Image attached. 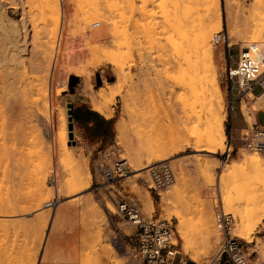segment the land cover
<instances>
[{"label": "rangeland", "instance_id": "rangeland-1", "mask_svg": "<svg viewBox=\"0 0 264 264\" xmlns=\"http://www.w3.org/2000/svg\"><path fill=\"white\" fill-rule=\"evenodd\" d=\"M58 1L60 4V23L56 36L52 38L53 50L51 52V61H49L51 62L50 65L53 66L58 44L60 42L63 44V41H67L69 38L68 42H64V45H70V43L73 42V50L69 49L70 53L79 55L81 51L80 55L84 56H82V58H84L82 60H85V62L81 68L86 72V76H82L83 80L86 78L85 83H91V77H93L92 83H94L98 72L104 74L105 81V75H107L108 81H115L117 79L116 71L119 70L118 67L108 63L97 68L93 66L92 63L99 60L101 55L91 54L84 49L85 47L82 49L84 43L83 38L85 34L90 40L93 37L91 41H94L91 47L103 46L109 51H114L118 48L121 53V63L127 81L125 79L122 93L116 97V102L114 104V112L116 111V115L114 121L116 122L120 117H123L128 125L124 133V135H126V139L124 137L125 140H123L125 144L121 141H117L115 138L107 150L102 152H93L89 150L75 129L73 120H71L68 104L65 97L62 95L65 88L60 85L52 84V89L59 90L61 93L55 95L53 98L50 97L48 90V107H46L48 109L46 110L45 108L40 110V112L32 102L34 99L38 98L39 92H36V88L38 87L34 88L36 83L33 81L34 76H32L33 73L30 70L31 62L28 61L24 66L15 63L12 64V62L10 63L8 61H5L7 62L6 65H4L5 62L4 64L1 63L0 149L2 152L0 151V178H3L0 180V186L4 183L3 179L6 180L3 175H5L4 173L6 172L5 168H8L7 175L9 176V171L11 170V176L10 179L7 177V180H13L14 182H11V184L13 183L11 187L10 182H8V189H11V191H9L10 194L15 191V195L18 194L17 198L20 195L19 198L21 199L22 196L23 201L26 203L32 200L35 193L33 178L35 170L34 173L32 172L34 169V159L31 163L27 160L29 157L30 160L33 156L35 157V150L33 149H39L38 146L41 145L39 142L43 143L44 146L46 145V148L47 144H49L48 147L50 146L49 150L51 149L52 168L48 170L49 175L47 176V183L51 188V190L49 189L50 193L47 192V189L46 192H44L45 190L41 192L42 194L44 193L41 197L44 200L41 199L43 206L39 209L27 212L26 214H20L19 211L17 214H14L13 217L15 219L11 217L9 222H6L9 224L6 225L9 230L12 231L11 233L7 231L8 229H5L4 226L1 227L0 264H103L101 256H98L100 253L97 251V254L99 253L97 255L95 251L99 250L101 245L109 241L119 253V258H117L119 264H138L131 252V245L134 238L129 234L132 232V227L127 223L126 218L115 213L116 208L114 204L121 198H134L138 200L142 205L143 211L148 216H160V218L172 219L176 228L178 220L172 214L173 211L180 207L184 209L185 206L192 209H200L204 203L210 201L227 235L228 228L224 227L222 219L224 214L221 211L220 205L222 203L220 198H222L223 203H229L233 209L239 210L244 216L249 214L250 217L251 214L252 221L259 222L253 233L254 237L251 245L256 244V241H261V239L264 238V206H254L251 202L253 194L251 186L254 185L249 176L243 174V168L245 167L244 157L242 155L240 156L237 152L240 147H245L241 139L242 134L236 132L231 133L229 130V126H231L232 129L237 126L243 128L247 127L244 114L246 112L242 110V103H244L243 107L249 112L251 102L254 103V100H250L251 97L249 98L247 94H239L237 92L238 84L236 80L231 83L225 79L226 67L229 64L236 65L238 52L242 48V45L239 42L231 44V48L228 51L224 46L214 45L212 39L218 79L224 95L226 112L224 127L226 139L224 149L218 147L215 152H208L209 144L207 143V138L215 132V118L210 111L209 79L206 77L207 74L203 68L198 70L200 78L196 76L191 85L188 84L189 81L186 80L185 82V78H182L183 75L180 69L183 66H185V68L187 66L183 64L182 56L177 53L170 43L169 38L172 35L174 38H176V36L165 22L164 14L160 6L162 0H154V4L151 5L152 10L155 12V17L153 19V27H155L153 31H155L151 39L150 36H145L144 26L147 20L143 18L140 12V0H135L136 6L133 9L130 8L127 3H122L120 4L121 6L119 5V9L112 14V18L94 19L89 23H86L88 21L85 19L88 16L87 10L93 0ZM189 1L187 2L188 4L184 3L188 11L192 10L195 4L198 3L196 4L197 7L195 6L196 8H193V12L190 11V15L193 14V16L197 18L196 14L199 12L201 13V9L204 8L201 6L203 4L199 5L202 0ZM226 1L227 0H220L223 22L219 30L224 28L228 31L229 36H231V28L230 25H228V21L224 20L225 11L223 9L224 7H222V3L223 6L226 7ZM237 1H239L244 8L246 7L245 9H249L248 7H251L250 5H253L256 0ZM262 1L264 3V0ZM41 3L40 0H25V18H27L28 28L31 29L28 32L30 39L29 51L33 50V47L37 44V40L35 39L36 35L38 34L40 36L39 30L41 29L42 31L43 29L45 15H49L46 11L42 12L43 8ZM188 5L191 9H188ZM19 10L18 6L14 4H9L5 7L6 15L15 20H19L20 17L22 18V12ZM180 10L182 9L180 8ZM180 10L178 13L181 15L183 11L180 12ZM186 13L187 12H185V14ZM106 16H108V14ZM200 16H198V18ZM192 17L190 16V22L192 19H195ZM197 19L194 20L193 23L195 22L197 24ZM96 21L100 22L99 26H93V23ZM112 22H115V25ZM190 22L188 20V22L186 21L185 23L192 25L193 23ZM211 23L216 24L217 22L213 20ZM50 27H53V25H50ZM219 30L213 32L212 38ZM92 34H99L97 38H95L96 40ZM243 35L242 33L241 38ZM2 36L3 30L0 26V56L1 54L5 56V41ZM31 36L35 41L31 39ZM153 37L155 39H153ZM70 39H72V41ZM69 50L65 49L64 52H69ZM219 53L223 54L222 59L218 57ZM97 56H99L98 59ZM31 57L34 56L31 55ZM36 58L34 57L35 60ZM261 89L262 87L260 85H255L253 92L259 93ZM34 96L37 97L35 98ZM231 101H234V109H231ZM51 108L53 114H60L62 111L65 112L71 131L68 133L67 142L72 149L74 147L75 149L78 148L77 151L79 154L82 152L84 156H86L84 159L86 158L87 167L78 159V155L77 158L74 159L75 161L73 158H70L72 159L71 161L67 157L65 158V156L63 157L61 154V156L58 155L59 153L57 154L54 134L60 131L61 127L59 128V123L56 124L54 122L56 125L53 124ZM260 121L264 123V112L260 113ZM230 134L232 137V146L230 156H228V152L230 151L228 144ZM2 143L5 144L2 145ZM158 149L163 153H167V157L163 160H168L174 170L175 181L171 185L175 184L174 186L178 189V194L172 201L173 203H171L173 206H171L172 210L170 209L168 213H163V211L157 207L153 214H149L143 206L141 194L146 193L145 191H149L154 198L156 206H158L160 194H153L150 189V185L152 184L150 171L147 177H139L136 178V180L130 177L137 172L135 168L140 164L138 165L139 162L133 161L132 163L128 156L131 151H136L138 154L141 153L140 155L145 156L141 157V159L143 158L141 162L143 163L142 165L149 167L155 163H148V161L151 160L150 158H152V155L149 153ZM143 150L149 152L148 157H150V160L143 154L145 153ZM246 151L249 152L252 150L246 149ZM30 152H33V156L30 155ZM118 157L128 160L131 169L130 174L115 184L102 183L100 177L96 174L97 164L99 162L110 164ZM53 160L56 161L54 162ZM134 163H137V165ZM83 167H85V169ZM77 170L82 173V177H86L88 171L91 173L90 187L74 194L69 193L70 189L67 187L69 178L71 180V178L77 174ZM84 172L85 174H83ZM28 174H30L32 178L28 176ZM128 177H130V179ZM7 180L6 183L3 184L4 189ZM63 185L67 186L64 187ZM219 186L221 189H219ZM257 186L264 195V179L258 181ZM164 189H161L160 192ZM88 201L91 204L86 208L83 206V203ZM109 205L113 210L110 209ZM101 210L103 214L100 213ZM225 214H231L234 219L232 213L225 212ZM20 215H25V217L23 218ZM12 218L16 224L13 222ZM17 221L20 224H18ZM234 222H236V220ZM1 223L5 225L3 222ZM228 226L232 227V230H230L231 235L237 236L234 232L236 227L232 226V223ZM128 227L131 228V231L128 230ZM188 229L189 232H193V234L201 235L204 224L199 214L189 223ZM5 232H7L8 236ZM99 235H101L102 238L101 236L99 237ZM177 236L179 238L178 249L181 253L177 255L176 261H178L180 257H185L191 264H199L182 253L179 233ZM11 238H13L16 243ZM47 238L50 242V247L46 244ZM240 239L247 250L250 263L253 264V261L257 258V254L253 253L250 255V253L253 252L251 246L246 243L245 239ZM222 243L213 254L209 255L208 262L216 255ZM81 252L83 253L81 254Z\"/></svg>", "mask_w": 264, "mask_h": 264}, {"label": "bare ground", "instance_id": "bare-ground-1", "mask_svg": "<svg viewBox=\"0 0 264 264\" xmlns=\"http://www.w3.org/2000/svg\"><path fill=\"white\" fill-rule=\"evenodd\" d=\"M140 1H141V5L139 6L140 12H141L143 18L145 20H147V23L144 26L145 27V34H146L145 36L148 35V37L150 36V39H151V37L153 36V33L155 31V30L153 31V28H155V27H153L154 26L153 19L155 17V12L151 8V5L154 4V0H140ZM184 1H186V2H184ZM184 1H182V0H162L160 2V6L162 8V12L164 14V18H165V22H166L167 26L173 31L174 35L176 36V38H174L172 35L169 38L170 43L172 44L174 49L177 51V53L182 56L183 64H186V66H187L186 68H185V66H183L184 68L181 66L182 68L180 69L181 74L183 75L182 78L183 79L185 78L184 81L185 82H186V80L189 81L188 84L191 85L196 76L198 78H200L199 71H198L200 68L204 69V71L207 74L206 77L209 79L208 80V90L210 92L209 95H210V100H211L210 111H211V114H213L214 118H215V128H214L215 132L212 133V135L207 138L208 139L207 143L209 144V148L207 151L208 152H215L218 147H220L221 149L225 148V139H226V133H225V127H224L225 118H226V112H225V106H224V95H223L222 86H221L220 81L218 79L217 67L215 64L214 45L212 43L213 32L219 30L221 25H222V22H223V17H222V12H221V2H220V0H204V1L202 0V2H200L199 5L203 4L201 6H203L204 8L201 9V11H202L201 13L196 10L197 12L200 13V14L199 13L196 14L197 18H198V16H200L202 14L197 19V18H195V16H193V14L190 15V11L193 12V8L198 3H196V4L194 3L195 6L192 8V10L188 11L185 4L189 0H184ZM40 2H42L41 3L42 8H43L42 12L46 11L49 13V15H45V19H44L43 27H42L43 29H42V31H41V29L39 30L40 36L38 34L36 35L35 39L37 40V44L35 43L36 45L34 44L35 45L33 47L34 49L29 51L28 47H30L29 46L30 39H29L28 32L31 29L28 28L27 18H25L26 17L25 16L26 15L25 14V0H6V1L0 0V26L3 30V36L2 37L4 38L3 40L5 41L4 42L5 43L4 49L6 52V55L4 54L5 56H3L1 54L0 64L1 63L4 64L5 61H8L10 63L12 62V64L15 63L17 65H23L24 66L28 61L31 62V69L30 70L33 73L32 76H34L33 81L36 83V86H34V88L38 87V88H36L37 89L36 92L37 91L39 92L38 93L39 96L37 95L38 98H36L37 96L36 97L34 96L36 99H34L32 102L36 106V108H38L39 111L48 107V104H47L48 103V101H47L48 90H49L50 97H53V98L55 95H59L61 93V91H59V90L52 89L53 88V87H51L52 84L53 85L54 84L60 85L63 88L67 89L66 84H67V81H68L69 76L71 74H75L77 76H83V77L86 76V72L81 68L83 63L85 62V60H82V59H84V58H82L83 55L82 56L80 55L81 51H80L79 55L78 54L73 55L70 53V50H69V49L73 48V42H71L70 45L69 44L67 45L66 43L65 44L67 46L64 45V42H68L69 38L67 41L64 40L63 44H62V42H60L58 44L57 49H56V54H55L53 66L50 65L51 62H49V61H51V52L53 50L52 38L56 36L57 31H58V27H59V23H60V4H59L58 0H40ZM189 2H191V0ZM122 3H127L129 5V7L132 9L135 8V6H136L135 0H104V1L103 0H93L90 3L89 9L87 10L88 16L86 17L85 20H87L88 22H86V23H89L91 20H94V19H102V18L105 19L106 17L112 18V14L119 9V5ZM182 3L183 4L185 3V4L183 5ZM9 4L10 5L14 4L15 6H18V8L22 12V14H21L22 18L20 17L19 20H15V19H12L6 15L5 7H7V5H9ZM189 5H188V9H191V8H189L190 7ZM250 6L251 7H248L249 9H245L246 7L244 8V6L241 5L239 3V1H237V0H227L226 1V7L223 6V3H222V7H224L223 9L225 11L224 20L228 21V25H230V28H231V33H230L231 36H229V44L231 46V44L239 42L242 45V47H244V46H248V45H251L253 43H256L257 45H259L260 49L264 52V3L262 0H256L253 3V5H250ZM180 8L182 10H180ZM179 10H180V12L183 11L181 13V15H180V13H178ZM184 11L187 13L185 14ZM63 14L65 16L64 11H63ZM107 14H108V16H106ZM182 15H183V17H182ZM184 16H186V17H184ZM190 16L191 17L193 16L192 18H195L194 20H196V19L198 20L197 24L195 22H194L195 24L193 23V21H194L193 19L191 20V22L193 23L192 25L185 23L186 21L188 22V20L190 22V19H191ZM213 20H214V22H217V23L212 24L211 22ZM183 21H184V23H183ZM112 23H114V25H115V22H112ZM50 25H53V27H50ZM87 25H90V24H87ZM242 33L244 35L241 38ZM102 34H104V33H102ZM92 35L94 36V39H95V38H97V36L99 34L98 35L92 34ZM154 36H155V34H154ZM32 38L33 37L31 36V39ZM92 38H91V40H92ZM147 39H149V38H147ZM153 39H155V38L153 37ZM230 39H231V43H230ZM32 40H34V39H32ZM70 40L72 41V39H70ZM91 40L85 34V36L83 38L84 43H83L82 49L85 47L84 49H86L91 54L101 55L100 56L101 58H99V56H97V59L99 58V60H96L94 63H92V65L97 68L99 66H102V65L108 63V64H112V65L118 67L119 70L116 71L117 72V79L115 81H113V82H107L106 81V83L103 86L99 87V89L96 91L93 90L92 83L88 82L82 88V92H85V94L88 96L94 110L100 112L101 114L107 116L108 118H111L114 116V104L116 102V97L122 93L123 87L125 85V79H126L124 76V72H123V65L121 63V53L119 52L118 48H116L114 51H109L103 46L91 47V44L94 41V40L93 41H91ZM147 41H149V40H147ZM74 46H75V44H74ZM65 49H68L69 52H64ZM80 50H81V48H80ZM87 51H86V53H87ZM31 55H33L35 58L37 56L36 60L34 59V57H31ZM218 57L220 59H222L223 54L219 53ZM6 63L7 62H5L4 65H6ZM7 66H8V64H7ZM49 72H50V74H49ZM126 81H127V79H126ZM32 82H30V83H32ZM34 82H33V84H34ZM250 97H251V100H254L253 101L254 103L251 102V104H250V112L247 111L245 107H243L244 103H242V110H243V112H246L244 114H245V120L247 123V127L242 129L240 132L242 135L245 134L249 130V128H252L251 126H253V123L256 121V111L260 108L259 102L262 101L263 95L254 96L252 93H250ZM47 109L48 108H46V110ZM125 110H126V108H125ZM51 111H52L51 116H52L53 124H54V122L56 124L59 123L60 124L59 128L61 127L60 131H57V133H55V131H54V133H55L54 139H55L56 145H57L56 146L57 147L56 148L57 154L59 153L58 155L61 154L63 157L65 156V158L67 157L68 159L73 158V160L75 158H77V155H78L79 156L78 159L80 161H82L84 163V165L87 167V161L85 160L86 158L84 159V157H86V156H84V154L82 152L79 154V152L77 151L78 148L75 149V147H74L72 149L70 144L67 142L68 141V133L71 131H70V128L68 125V121H67L65 112L62 111L60 114H53L52 108H51ZM56 124H54V125H56ZM126 126H128V125L125 122L123 117H120L116 121L115 129H116V133H117V135H116L117 141L123 142V140L126 139V137H125L126 135H124V133L126 131ZM124 137H125V139H124ZM124 142H123V144H125ZM126 142H127V140H126ZM4 144L2 143V145H4ZM39 144H41L38 146L39 149L38 148H36L37 150L35 148L33 149V150H35L34 151L35 157L32 155L33 152H30L31 153L30 155H32L33 158L31 157L32 159L30 160V157H29L27 160V161H30V163H31L32 160L34 159L33 160L34 169L32 167L31 168L33 169V171H32L33 173L35 170V174H33V173L32 174H33V178H34V185H35L34 189H35L36 194L34 193V190H33L34 197L32 198V200L30 202L26 203L25 201H23L22 196L20 199L19 198L20 195L17 198L18 194L15 195V191H13V190H12L13 193L11 192V194H10L9 191H11V189H8V186H9L8 182H10V184H11V182H13L12 179H14V178L11 179L12 181L7 180V177H8V179H10V176H11L10 171L11 170L9 171V176H8L7 175L8 168L7 169L5 168L6 172L4 173L5 175H3V176L7 180L8 185L6 184V186H5L6 190H5L3 187L4 186L3 184L6 183V180L3 179L4 183H2V185L0 186V229H1V227L4 226L5 229H8L7 231H10L8 226L6 225L8 223H6V222H9L10 218L13 217L14 214H17L18 211L20 212V214L21 213L26 214L27 212H31L32 210L39 209L40 207L43 206V203L41 202V199L43 200V198H41V197L44 193L42 194L41 192H43L44 190H45L44 192H46V189H47V192L50 193L51 188L49 187V184L47 183V176L49 175L48 170H50L52 168V158H51V152H50L51 149L49 150V147H50V146L48 147L49 144H47V148H46V145L45 146L43 145V143L39 142ZM226 147H227V145H226ZM129 148H131V147H129ZM244 148L240 147L237 152H238V154H240V156L242 155L244 157L245 167L243 168V174L245 176H249V178L252 180L253 185H254V186H251V191L253 192L251 202L254 206H258V205L264 206V195L262 192H260V189L257 186L258 181L264 179V154L260 153L259 151L257 152V150L256 151L252 150V151L248 152V151H246V148L245 149ZM230 149H231V146H229V150ZM0 151H1V149H0ZM143 152H145L143 154H145L146 157H148L149 154L152 155V158L148 157V159L149 158L151 159V160L149 159L150 161H148V159H147L149 164H151L153 162L156 163V162L162 161L164 158L167 157V153L161 152L160 149L153 150L151 153H149L147 150L146 151L143 150ZM3 153H4V151H3ZM140 154L141 153H139V154L136 153V151H133V152L131 151L129 153V156H128L129 159H131V162L132 161L137 162V163L139 162L138 165L140 164L139 166H137L135 168L137 170V172L134 175L130 176L134 180H136V178H139V177H147V175L149 173V167L150 166L145 167L142 165L143 163H141V162H142L143 158L141 159V157H145V156L140 155ZM5 156H6V154H5ZM122 159L127 160L125 158H122ZM70 160L72 161V159H70ZM76 161H77V159H76ZM80 161H79V164H80ZM137 163H134V164L137 165ZM144 164H146V163H144ZM28 166H29V163H28ZM81 167H82V165H81ZM81 167H80V171H81ZM28 168H30V167H28ZM83 168L85 169V167H83ZM15 170H17V169H15ZM78 170H79V168H78ZM78 170H77V174H75L74 177L71 176L72 177L71 180L69 178V181L67 184L68 186L65 185V186L69 187L68 188V189H70L69 193L74 194V193L80 192V191L85 190V189L90 187L91 173L88 171L87 176L82 177V173L79 171L81 173L80 174L78 172ZM133 172H134V170H133ZM83 174H85V172ZM28 176H30V174H28ZM130 177H128V178L130 179ZM2 178H0V180H2ZM12 184L10 185V187L12 186ZM174 185L175 184H173L171 186L170 185L167 186L163 191H161L159 193L160 194V200L158 202V206L155 205L154 198L151 195V193L149 191H145L146 189L144 188L145 189L144 191L146 193L141 194L142 195L141 201L143 203L145 210L149 214H153V212L156 211L157 207H159V209H161L163 211V213H168L170 209L172 210L173 206L171 205V203H173L172 201L175 199V197L178 194V189ZM219 189H221L220 186H219ZM39 195H40V198H39ZM26 197H27V195H26ZM220 199L222 202L220 204L222 213L224 214V216H229V219H231L232 226L236 227L234 232L237 234L238 237L245 239L246 243L251 246L253 252H251L250 255H252L253 253L257 254V258L255 261H253V264H264V238H262L261 241H256V244L251 245L252 244L251 242L253 241V237H254L253 233H254V231L257 227V224L259 222L258 221L253 222L252 218H251V214H250V217H249V214L247 216H244V215H242V213L239 210L233 209L229 205V203L225 204V202L223 203V199L222 198H220ZM25 200H26V198H25ZM90 204L91 203H89V201L84 202L83 206L87 208ZM93 208H94V206H93ZM175 208H177V207H175ZM175 208H174V210H175ZM182 208L183 207H180L179 208L180 210L176 209L172 213L178 220L177 228H178V233H179V237L181 240V251L185 256H188L190 259H192L193 261H195L199 264H208V263H210V262H208L209 261V255L213 254V252H215V250L218 249L220 244L222 242H224L223 240H225L227 237V235L224 231L223 225L219 219V216L214 212L213 206H212L210 201L204 203L202 205V208H200V209H192V208L186 207V206L184 207V209H182ZM110 209L113 210V208L111 206H110ZM225 212L226 213H232L234 215V219H233V216L231 214H225ZM100 213H102V210ZM197 214L200 215V219L202 220V222L204 224V229H203L201 235L200 234H193V232L192 233L189 232V229H188L189 223L192 222V219ZM20 216H22V215H20ZM22 217L24 218L25 215ZM14 219H13V222L15 223ZM20 220H22V219H20ZM20 220H19V222H20ZM235 220H236V222H234ZM1 222H3L5 225H3ZM17 223H18V221H17ZM20 223H18V224H20ZM1 224H2V226H1ZM10 225H11V222H10ZM24 225H25V222H24ZM5 226H7V227H5ZM9 227H11V226H9ZM22 230H23V228H22ZM128 230L131 231V228H129ZM230 230H232V227ZM11 232L12 231H10V233ZM16 232H17V230H16ZM5 233L7 235V232H5ZM128 233H129V231H128ZM17 234H18V232H17ZM7 236H5V237H7ZM100 236L101 235H99V237ZM13 238H11V239H13ZM101 238H102V236H101ZM178 240H179V238H178ZM3 243H2V245H3ZM8 243H9V240H8ZM15 243H16V241H15ZM46 244L48 247H50V242H49L48 238L46 239ZM12 245H14V244H12ZM8 250H6V251H8ZM20 251H22V250H20ZM97 251L100 253V254L98 253L99 255L97 254ZM95 252L98 256H101L102 259L101 258L100 259L103 260V264H106V263L119 264V262H117V258H119V253H118L117 249L112 245V243H110V241L101 245L100 249L96 250ZM82 253L83 252H81V254ZM92 253H93V251H92ZM23 254H24V252H23ZM88 257H89V255H88ZM86 260H84V261H86ZM84 261H82V262H84Z\"/></svg>", "mask_w": 264, "mask_h": 264}, {"label": "built area", "instance_id": "built-area-1", "mask_svg": "<svg viewBox=\"0 0 264 264\" xmlns=\"http://www.w3.org/2000/svg\"><path fill=\"white\" fill-rule=\"evenodd\" d=\"M96 21L93 26H99ZM213 43L229 49L228 31L222 28L213 36ZM225 79L229 82L236 80L238 93H253L255 85L262 87L256 95H263L260 108L256 111L264 112V52L259 45L253 43L242 47L238 52L236 65L226 67ZM232 89V87H231ZM256 101V100H255ZM231 109H234V101H231ZM244 146L248 150H257L264 154V125L253 123L252 128L241 137ZM232 146V137L228 141ZM231 149L228 152L230 156ZM130 164L121 157L114 159L110 164L99 162L96 166V174L102 183L115 184L130 174ZM152 184L150 189L153 194H159L161 189L166 188L175 181L174 170L168 160H162L149 167ZM117 214L126 218L131 225L134 240L131 252L138 264H191L185 257H176L180 254L178 249L177 228L174 221L167 218L148 216L141 203L134 198H121L114 204ZM224 227L228 228L227 237L209 264H251L247 250L238 236L231 235V219L222 216Z\"/></svg>", "mask_w": 264, "mask_h": 264}, {"label": "crops", "instance_id": "crops-1", "mask_svg": "<svg viewBox=\"0 0 264 264\" xmlns=\"http://www.w3.org/2000/svg\"><path fill=\"white\" fill-rule=\"evenodd\" d=\"M71 75L69 76L66 84L67 89L63 90L62 95L63 97H65L67 104L71 105L72 109L70 112L72 114V120L75 129L77 130L79 136L82 138L83 142L89 150H92L93 152H102L104 150H107V148L113 143L117 135L115 129L116 122L114 121L116 111L114 112L113 117L108 118L107 116L94 110L91 105L90 99L85 94V92H82V88L86 84L85 79L83 80L82 76H77L75 74H73L75 75V77L71 78ZM98 76L100 77V80H98ZM105 76L107 82H113L108 81L107 75ZM92 79L93 77H91V83ZM106 81L104 80V74L102 72H98L95 77L94 83H92L93 90H98L99 87L103 86L106 83ZM70 86L74 87V92H71ZM250 93L252 92L247 93L249 98ZM252 94L254 96H257L254 92ZM261 112L262 111L256 113V120L258 124L264 125V123L260 121ZM244 128L241 126H237L232 129V127L229 126V130L231 131V133H240Z\"/></svg>", "mask_w": 264, "mask_h": 264}, {"label": "trees", "instance_id": "trees-1", "mask_svg": "<svg viewBox=\"0 0 264 264\" xmlns=\"http://www.w3.org/2000/svg\"><path fill=\"white\" fill-rule=\"evenodd\" d=\"M75 77V75H71V78H74ZM98 80H100V77L98 76ZM70 90H71V92H74V87L73 86H70Z\"/></svg>", "mask_w": 264, "mask_h": 264}, {"label": "water", "instance_id": "water-1", "mask_svg": "<svg viewBox=\"0 0 264 264\" xmlns=\"http://www.w3.org/2000/svg\"><path fill=\"white\" fill-rule=\"evenodd\" d=\"M68 107H69V110L71 111V109H72V108H71V105H68ZM70 117H71V120H72L73 118H72V114H71V112H70Z\"/></svg>", "mask_w": 264, "mask_h": 264}]
</instances>
